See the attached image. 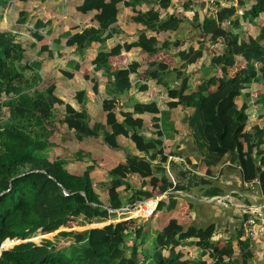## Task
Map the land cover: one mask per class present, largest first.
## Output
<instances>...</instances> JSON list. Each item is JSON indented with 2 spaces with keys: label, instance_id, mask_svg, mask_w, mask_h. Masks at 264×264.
<instances>
[{
  "label": "trees",
  "instance_id": "16d2710c",
  "mask_svg": "<svg viewBox=\"0 0 264 264\" xmlns=\"http://www.w3.org/2000/svg\"><path fill=\"white\" fill-rule=\"evenodd\" d=\"M31 1L0 0V264H214L208 258L215 259L220 248L202 238L194 224L178 217L165 225L154 224L152 217L157 211L177 207L175 195L167 202L162 199L147 220H120L123 216L110 211L186 188L166 174L163 132L158 127L152 136L143 133L142 114L158 113L157 104L137 103L132 111L121 113L116 109L117 96L131 88L129 76L138 71L139 63L112 70L107 60L133 48L171 55L170 50L190 31L200 34L197 46L180 52L181 63L149 64L146 77L166 85L168 96L167 107L153 120L172 125L174 109L191 108L188 126L200 156L196 167L205 166L210 173L212 167L225 162L248 160L255 165L254 176L264 195V112L257 113L259 123L250 125L253 82L263 85L264 101V0L219 6L214 17L206 16L196 26L174 13L163 17L172 0H88L79 10L97 9L92 20L98 26L83 28L58 14L63 20L62 32L60 27L53 28L54 16L28 9ZM40 1L56 5L53 14L63 2ZM250 1L253 4L246 7ZM124 8L133 11L131 20L144 29L132 42L110 49L103 46L98 51L96 58L102 61L94 62V68L104 69L112 83L102 102L105 122L93 121L84 107L77 108L61 95L63 82L76 74L77 59L67 57V47L80 53L113 38L112 26ZM15 12L17 19L11 28L3 20ZM161 33L167 37L160 39ZM174 34L175 40L169 37ZM28 37L33 41L28 42ZM219 37L225 38L224 51L206 56L207 43ZM242 56L247 65L237 70ZM56 59L63 63H55ZM27 71L32 78L26 77ZM58 71L61 79L54 73ZM93 81L98 93L99 84ZM121 128L141 154L127 152L123 161L103 170L100 157L91 155L82 143L101 137L108 147L120 148L110 138ZM167 134L172 136L168 130ZM173 165L177 177H183L184 172L188 182L196 181L191 171H183L184 165ZM202 182L208 183L206 179ZM105 222L82 231L66 230L63 237L70 242L64 245H60L59 236L56 241L28 240L62 226L72 229ZM12 240L22 242L3 248ZM233 241L226 245L228 257L235 253ZM188 247L201 251L196 257H187Z\"/></svg>",
  "mask_w": 264,
  "mask_h": 264
},
{
  "label": "crops",
  "instance_id": "0c3cea01",
  "mask_svg": "<svg viewBox=\"0 0 264 264\" xmlns=\"http://www.w3.org/2000/svg\"><path fill=\"white\" fill-rule=\"evenodd\" d=\"M67 1V5L71 4V6L74 7L73 0ZM223 2V6L231 4L237 5L238 0H223ZM252 4L253 2L250 1L247 3L246 7H250ZM217 9L213 10L209 5L208 0H172L171 8L169 10L177 16L185 17L190 26H196L202 23L206 16L214 17ZM97 11V9H93L80 13L79 11L72 9V14H70V16H68L67 13L66 16H62L68 20L71 18L74 23H77L79 16L82 14L85 26H83L84 24H81V26L83 28H96L98 25L96 21L92 20V17ZM242 11L243 8L239 9V13ZM131 12L133 11L128 8L122 10L119 20L112 26V29L114 30L113 38L105 40L103 43L94 44L93 47L87 46L82 50L83 52L81 51L83 57L79 59V69L83 81L87 82L84 84L86 85L84 88H87V94L90 93V97L92 99L95 98L101 106L103 99L107 94V88L111 89L110 85L112 80L104 69L95 70L92 58L94 59L96 55L93 57V55L90 54V50L93 49V51L98 53L103 46H105L106 49H110L116 44L134 41L144 27L135 24L131 20ZM40 13L45 14L44 12ZM56 14L59 13L56 12ZM53 15L55 16V14ZM224 27L226 30L230 29V26L226 22L224 23ZM198 36H200V34H195L194 30L190 31L182 39L179 46L173 47L172 50H170L171 55L167 53H157L152 55L143 52L139 48H133L129 51L123 50L118 56L109 57V60L107 61L111 64L112 70L127 67L134 61L139 63L138 71L131 73L129 76L131 88L117 96L116 109L121 113L122 111H132L134 105L137 103H156L159 110L158 113L149 111L142 114L145 120L143 133L152 136L153 132L159 127L160 131L164 134V153L166 155L176 154L181 157L184 156L185 163L191 168L190 171L196 178L194 183H190L188 182V179L184 177L186 176L184 172H182L183 177H177L174 173L175 167L173 163L175 162L171 164V168L170 163L167 160L166 174L169 176V166L175 178V182H179L180 185L186 189L184 190L183 188L181 190L161 194L163 195L162 201L167 202L170 195H175L179 202L177 207L172 211H167L165 209L159 210V215H156L157 217L153 218L154 224L165 225L172 217H178L184 222L194 224L199 229L202 238L210 239L220 248L219 255L215 259L211 257L208 258L209 263L264 264V195L254 176L256 175L254 163L248 160H240L234 163L225 162L219 166L212 167L211 172L209 173L207 170L208 168L205 166L196 167V163L200 162V156L191 130L188 126V115L190 113H188L187 108L178 107L173 110L174 113L172 112V120L174 125L169 124L168 121L160 120L156 123V121L153 120L155 116L161 115L160 111H162V109L167 107L168 96L166 85L161 84L157 80L146 77L147 72L151 69L149 64L154 61H166L171 63L178 62L180 60V52L186 50L191 45L197 46L196 41ZM166 37V33H161L159 36L160 39ZM169 37L173 40L176 38L175 34L169 35ZM225 43L226 41L224 37H219L212 42H208L206 56H213L215 53H222L225 48ZM79 54L80 53L76 52L75 59H78ZM171 59H173V61H171ZM178 63H181V61ZM246 65L247 60L243 56L240 57L237 64V70L245 68ZM153 69H156V67H153ZM75 73L74 78L79 76L76 71ZM93 79H96L99 84L98 93L94 91ZM88 82H92V86L88 85ZM250 91L253 95V115L251 117V120L253 121H250V125L252 126L257 122H260L258 121L257 115L264 112V101L261 99L263 95V85L253 82ZM82 92L84 93V90H82ZM162 96L165 98V102ZM238 101L242 102V99H239ZM80 108L82 109L83 106L81 105ZM89 114L93 117L91 113ZM119 118H121V116ZM102 122H105V112L104 115L102 114ZM172 129H177L178 132L175 133ZM167 130L172 136L167 134ZM91 140L94 139H88L87 141L84 140L85 142L83 141L84 143H82L87 147L88 151V142ZM97 140L102 142L103 139L100 137ZM129 142L128 145L130 146H127L128 149L123 150L124 152L119 155L121 159L114 164L123 161L127 152L141 154L136 147V149H134L133 142L131 140ZM104 145L107 150L111 151V147H107L105 143ZM113 151L117 150L113 149ZM176 164L179 166L182 165L181 163ZM182 168L184 169V166H182ZM247 171L248 176H246ZM202 179H206L208 183L204 184ZM217 197H220L222 201H219ZM166 213L169 214L167 222L159 221V219L161 220ZM248 217L256 219L254 225L255 234L253 236L247 235L243 229V221ZM232 239L234 240L232 247L235 253L228 257L226 256V245ZM186 250L187 253H189L187 257H196L199 251H201L194 247L186 248L185 252Z\"/></svg>",
  "mask_w": 264,
  "mask_h": 264
},
{
  "label": "rangeland",
  "instance_id": "374dc122",
  "mask_svg": "<svg viewBox=\"0 0 264 264\" xmlns=\"http://www.w3.org/2000/svg\"><path fill=\"white\" fill-rule=\"evenodd\" d=\"M62 1L63 2L57 7V9H58L57 12L61 15L63 14L64 16H66V13L68 14V16H70V14H72V9L80 12L79 8L83 5L86 6V4H88V0H73L74 1V7H72L71 4L67 5V2H68L67 0H62ZM209 1L210 0H208L209 5L214 10V5L212 3H210ZM61 5H62V7L60 8ZM27 7H28V9H31L32 11L38 10L39 13L44 12L45 15L49 18L54 16L53 11L56 10V5H54L52 3H50V5H49L48 3L41 2L40 0H32L31 2L28 3ZM23 8H25V5L23 6ZM6 12H7V10H6ZM171 14H173V12L171 10H166V11H163V13H162L163 17H167L168 15H171ZM56 15H58V14H55L54 19H53L54 23L52 26H53V28L55 27L54 29H56L57 27H60V29H61L60 32H62L64 29L63 26H60V23H61L60 21H62L61 20L62 18L60 17V15H58V16H56ZM16 19H17L16 12H15V14L14 13L10 14V15L7 14L3 20L4 21L3 23L8 24L12 28L11 25L15 24V22H13V21ZM77 24H84L82 14L79 16ZM83 26H85V24ZM27 39H29L28 42L33 41L30 37H28ZM49 41H50V39H49ZM41 45H44V44H41ZM67 48H68L67 49V51H68L67 57L76 56V53L73 51L74 49L71 48V46H68ZM40 52L43 53L42 50ZM82 52H80V54L78 55L76 66L74 67V70L79 74V76L78 77L76 76L73 80H68V81L63 82L62 88L60 89L61 95L66 101L74 104L77 108H80L81 105L84 108H86L88 110V112L93 115V117H92L93 121H102V114L104 115V111H103L102 106L97 102V100L95 98L92 99L90 97V93L87 94V88H84V86H86L84 84H86L87 82L83 81L81 73H80V69H79V64H80L79 59H81L83 57ZM90 54L93 55V57H94V55H97V53L95 51H93V49L90 50ZM58 58H59V56H58ZM92 61L94 63L96 61L98 62V61H102V60H99L95 56L94 59L92 58ZM55 63H57V64L61 63L62 64L63 62L60 59H56ZM52 67H54V63H52ZM54 73L57 75V77H59V79H61L63 77V76H61L59 71L54 72ZM26 77L32 78V73L30 71H27ZM257 84H259V83H257ZM88 85L92 86V82H88ZM82 90H84V93L82 92ZM89 99L91 100V102ZM163 100H164V102L166 101L164 97H163ZM191 111H192L191 108L188 109V113H191ZM127 137H128L127 131L124 128H121L119 130L117 129L114 136L112 138H110V141L114 146H116V147L120 146V148L114 149L117 151H113V148H111V151L107 150L106 147H104L105 145H104L103 140L101 142V141H98L97 139H94V140H91L88 142L89 151H90L91 155H94V156L98 155L100 157V159L98 160V163L103 170L107 169L108 167H111L115 162H117L119 159H121V157H119V155H121V153L124 152L123 150H127L128 147L130 146V145H128L130 143L129 142L130 140ZM133 147H134V149H136L134 145H133ZM136 213L137 212H135L134 215H136ZM156 215H159V211H157L152 218L157 217ZM165 215H166V217H165ZM165 215L163 216L165 218H163V217L161 218L162 222H167V219L169 218L168 213H166ZM117 219H118V217H117ZM120 220H122V219H120ZM120 220L118 219V221H120ZM105 224H106V222L105 223H99V224H91L88 226H76L75 225L72 229L65 228L64 226H62L59 230H57L55 232H52V233L46 234V235L35 236L34 238H31V240H34L36 242H40L41 238H51V239H54V241H56V236H59L60 237L59 240L61 241L60 245H64V243L70 242V239L63 237V234L66 230L82 231L84 229L92 227L93 225L102 226ZM17 242L18 243L22 242V240H15V241L12 240L9 242L6 241L4 243V245H6V247H12L13 245L17 244Z\"/></svg>",
  "mask_w": 264,
  "mask_h": 264
},
{
  "label": "built area",
  "instance_id": "2783aa9c",
  "mask_svg": "<svg viewBox=\"0 0 264 264\" xmlns=\"http://www.w3.org/2000/svg\"><path fill=\"white\" fill-rule=\"evenodd\" d=\"M209 2L214 5V10L219 8V6L224 5L223 0H210ZM167 156H168V161L170 163L171 168H172L171 164L175 162V163H181L182 165H184L183 171L185 172L190 171L191 168H189V166L185 163L184 158L181 157L180 155L167 154ZM170 167L168 166L169 176L171 177L172 181L176 183ZM256 182L259 183V180L256 179ZM155 196L156 197H150L145 200H139L133 203H129L118 209H110V211L117 212L120 216H123L120 218L122 220L131 219L135 217H142L144 220H147L156 212L159 202L162 200L163 195H155ZM217 198L219 199V201H222L220 197H217ZM135 212H137L136 215H134ZM255 223H256V219L253 217H248L244 219L243 229L247 235L253 236L255 234L254 232ZM2 246L3 248H6V245L3 244Z\"/></svg>",
  "mask_w": 264,
  "mask_h": 264
},
{
  "label": "water",
  "instance_id": "95a60500",
  "mask_svg": "<svg viewBox=\"0 0 264 264\" xmlns=\"http://www.w3.org/2000/svg\"><path fill=\"white\" fill-rule=\"evenodd\" d=\"M154 197H156V196H154ZM97 225H93L92 227H96ZM28 240H31V239H28ZM25 241V240H24ZM18 243V242H17ZM20 243V242H19Z\"/></svg>",
  "mask_w": 264,
  "mask_h": 264
},
{
  "label": "bare ground",
  "instance_id": "6f19581e",
  "mask_svg": "<svg viewBox=\"0 0 264 264\" xmlns=\"http://www.w3.org/2000/svg\"><path fill=\"white\" fill-rule=\"evenodd\" d=\"M156 199H158V198H156Z\"/></svg>",
  "mask_w": 264,
  "mask_h": 264
}]
</instances>
